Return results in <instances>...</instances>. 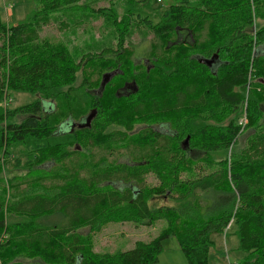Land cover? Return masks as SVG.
<instances>
[{
    "label": "trees",
    "instance_id": "trees-1",
    "mask_svg": "<svg viewBox=\"0 0 264 264\" xmlns=\"http://www.w3.org/2000/svg\"><path fill=\"white\" fill-rule=\"evenodd\" d=\"M83 1L35 0L34 10L15 25L0 17V126L11 115H23L20 122L0 127V153L33 137L28 153L42 161L32 169L35 174L8 179H3L0 164V222L8 223L0 234L4 230L6 241L26 255L12 264H157L163 241L170 237L177 239L189 264H207L210 235L225 231L231 222L246 252L237 264H264V114L258 113L259 100L251 104L248 116L260 122L252 123L244 147L229 162L206 154L192 161L182 146L186 138L187 149L198 145H191L198 137L196 119H216L220 107L236 109L244 102L235 90L238 85L247 83L264 93V56L257 58L251 51L254 42V48L264 47V24L255 36L248 33L254 17L264 19V0L174 3L164 12L149 52L160 65L171 66V74L146 69L144 78L133 74L137 90L127 97L113 94L105 107L94 102L86 81L73 86L80 65L66 50L30 61L20 56L21 49L40 42L38 15ZM184 32L190 37L183 38ZM126 55L120 49L117 64ZM211 57L218 61L216 67L201 61ZM96 58L89 56L82 67ZM63 86L67 90L57 91ZM9 89L53 97L11 111L1 104L10 97ZM92 108L95 124L71 128ZM111 125L118 128L105 132ZM137 125L143 127L136 130ZM155 125L168 126V133L156 132ZM224 138L217 144L204 139L199 147L204 152L225 149L235 134ZM14 163L20 166V158ZM45 163L50 167L42 168ZM150 176L156 185L147 182ZM33 187L40 190L27 192ZM156 195H168L176 205L153 209L148 202ZM117 217L146 225L164 220L167 226L131 248L96 250L83 229Z\"/></svg>",
    "mask_w": 264,
    "mask_h": 264
},
{
    "label": "rangeland",
    "instance_id": "rangeland-1",
    "mask_svg": "<svg viewBox=\"0 0 264 264\" xmlns=\"http://www.w3.org/2000/svg\"><path fill=\"white\" fill-rule=\"evenodd\" d=\"M179 1L85 0L83 2H74L56 10V12L41 13L36 18L38 19L40 42L32 43L21 49L20 56L22 59L30 61L66 50L73 61L80 65L76 72L73 86L86 81L90 86L89 95L93 97L94 102H98L100 106L105 107L112 100L113 94L118 97H127L124 91L117 93L118 89L124 84L125 80L134 78L133 74L136 76L140 74L138 77L144 78L146 66L150 68V74L159 71L167 75L171 74V66L160 65L159 62L150 57L149 52L152 38L155 36L154 34H157L156 28L165 21L164 12ZM33 4H35V0H0V17L7 25H15L25 20L27 12L30 13L34 10L33 7L30 8ZM12 10H15V13L13 12L14 15ZM137 15L144 19V22H150L148 24H152V26L147 27L141 22L140 18L137 19ZM253 21L252 28H249L248 33L255 36L260 26L264 24V19L254 17ZM153 26H155L154 29ZM120 31H122V36L119 33ZM185 32V37L183 38H189L190 35ZM120 36L123 37L122 40ZM252 39L254 41L255 38L253 37ZM165 43L167 47H170L171 52V43L168 41ZM254 46L255 42L252 44V55L257 58L264 56V47L259 45L254 48ZM120 49L127 50V55L122 57L125 58L122 64H117L116 60H118ZM89 56L91 58L97 57L96 61L82 67L85 59ZM144 58H147V62H145ZM111 64L112 68L107 69ZM116 65H119V70ZM105 74L109 75L107 80L104 78ZM67 88V86H63L57 91L64 92ZM235 90L244 96V102L236 109L223 106L218 110L216 119L198 118L193 122V130L198 137L192 138L191 145L192 147L194 143H198V145L191 150L187 149L188 144L187 146L185 145V142L188 143L187 140L182 144L187 156L192 161L200 160L206 154L214 161L229 162L232 155L238 153L244 147L245 136L250 127L253 126L252 123L258 124L260 122L252 121L248 114L250 113V106L255 100H259L260 111L258 113L264 114V93H258V90L254 92L247 83L246 85L245 83L238 85ZM57 91L53 90L52 94ZM128 91V95L134 93V89H128ZM8 92L10 97L3 100L1 104L5 109L11 111L22 105L39 101L42 97H53L42 92L32 93L21 90L11 91L10 89ZM90 113L91 111H87L86 115ZM22 119V114L11 115L0 127H5L7 121L20 122ZM94 120L93 117L90 123L93 124ZM142 127V125H137L135 129L139 130ZM117 128L115 125H111L108 129H105V132L116 130ZM152 128L156 132L166 131L167 129L165 126L158 125ZM232 134H235V138L229 142L225 149L220 148L217 151L204 152L199 147V143L204 139L214 140L215 144L223 143L226 141L224 137ZM77 135L79 134L77 133ZM76 137L72 136L71 138L74 139ZM32 138L30 137L26 143L12 144L7 148L6 152L0 153L3 179H8L13 175L20 176L35 172L32 169L42 161L34 156L33 153H28ZM71 146H74V143L69 144V148H72ZM17 158H20V166H16L14 163ZM124 160V158L121 159V161ZM50 165V163H45L41 166L42 168H48ZM147 182L151 185L158 183L153 176L148 177ZM37 189L39 188L33 187L28 189L27 192H37ZM11 193L10 190L9 195ZM148 204L153 209L160 206L176 205L175 201L168 195L151 196ZM114 219L116 220L110 221L108 224H102L97 228L83 229L82 233H89L93 247L96 250L116 252L131 248L136 240H148L167 226V222L164 220H159L153 225H146L129 221L120 222L121 217ZM7 224L6 219L0 222L1 229H6ZM236 229V223L231 222L225 231L214 232L210 235L212 245L207 253V264H237L245 258L246 252L240 248ZM7 238V233L3 230L2 234H0V244L5 242ZM23 256L26 255L21 253L19 247H14L11 241L0 245V264L24 261L25 258H22ZM157 264H189L175 237H170L163 241V250L159 255Z\"/></svg>",
    "mask_w": 264,
    "mask_h": 264
},
{
    "label": "water",
    "instance_id": "water-1",
    "mask_svg": "<svg viewBox=\"0 0 264 264\" xmlns=\"http://www.w3.org/2000/svg\"><path fill=\"white\" fill-rule=\"evenodd\" d=\"M216 57V56H215ZM201 61H205L209 66H211V67H216L217 66V64L215 63V59H214V57H211V58H209V59H202ZM104 78H106V80H107V78H109V75L108 74H105L104 75ZM105 82V81H104ZM95 113H96V109L95 108H93L92 110H91V113L90 114H88L86 117H84L82 120H81V122H79V123H72L71 124V128H74L76 125H77V127H89L90 126V122H91V119L94 117V115H95Z\"/></svg>",
    "mask_w": 264,
    "mask_h": 264
},
{
    "label": "flooded vegetation",
    "instance_id": "flooded-vegetation-1",
    "mask_svg": "<svg viewBox=\"0 0 264 264\" xmlns=\"http://www.w3.org/2000/svg\"><path fill=\"white\" fill-rule=\"evenodd\" d=\"M145 59V62H147V58H144ZM218 61L217 60H215V63H217ZM150 68L148 67V66H146V70L147 71H150L149 70ZM118 71V70H117ZM121 73H122V71H121ZM128 89H134V92L137 90V86H136V80H135V77H134V79L133 78H131L130 80H125L124 81V84L118 89V91H117V93H119L120 91H124L125 92V96H127L128 95ZM159 126H165V125H159ZM167 129H166V131H163L164 133L165 132H167L168 133V131H169V128H168V126H165ZM188 138H186V140H187ZM185 140V141H186ZM184 141V142H185ZM187 142H185V145L187 146Z\"/></svg>",
    "mask_w": 264,
    "mask_h": 264
},
{
    "label": "crops",
    "instance_id": "crops-1",
    "mask_svg": "<svg viewBox=\"0 0 264 264\" xmlns=\"http://www.w3.org/2000/svg\"><path fill=\"white\" fill-rule=\"evenodd\" d=\"M34 5H35V4H33L30 8L34 7ZM30 10H31V9H30ZM13 12L15 13V10H12V13H13ZM14 13H13V15H14ZM27 13H28V12H27ZM27 13H26V16H27ZM25 18H26V17H25Z\"/></svg>",
    "mask_w": 264,
    "mask_h": 264
}]
</instances>
